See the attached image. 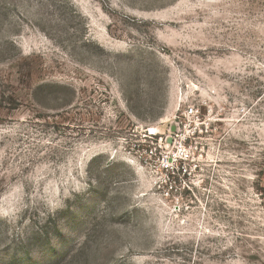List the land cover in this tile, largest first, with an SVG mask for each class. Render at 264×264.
Here are the masks:
<instances>
[{"label": "rangeland", "instance_id": "rangeland-1", "mask_svg": "<svg viewBox=\"0 0 264 264\" xmlns=\"http://www.w3.org/2000/svg\"><path fill=\"white\" fill-rule=\"evenodd\" d=\"M0 264H264V0H0Z\"/></svg>", "mask_w": 264, "mask_h": 264}, {"label": "built area", "instance_id": "built-area-1", "mask_svg": "<svg viewBox=\"0 0 264 264\" xmlns=\"http://www.w3.org/2000/svg\"><path fill=\"white\" fill-rule=\"evenodd\" d=\"M187 114L189 115H192L194 113V108H189L187 111H186Z\"/></svg>", "mask_w": 264, "mask_h": 264}]
</instances>
